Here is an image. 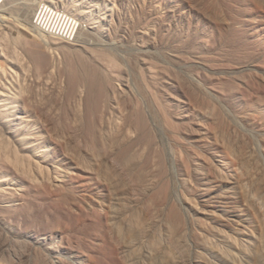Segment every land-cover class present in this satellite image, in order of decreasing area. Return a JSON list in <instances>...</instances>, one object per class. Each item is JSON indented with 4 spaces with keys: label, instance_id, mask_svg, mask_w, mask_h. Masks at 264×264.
<instances>
[{
    "label": "rangeland",
    "instance_id": "1",
    "mask_svg": "<svg viewBox=\"0 0 264 264\" xmlns=\"http://www.w3.org/2000/svg\"><path fill=\"white\" fill-rule=\"evenodd\" d=\"M104 2L0 4L1 96L46 107L53 151L35 162L0 126V264H203L233 246L264 264V0Z\"/></svg>",
    "mask_w": 264,
    "mask_h": 264
},
{
    "label": "bare ground",
    "instance_id": "2",
    "mask_svg": "<svg viewBox=\"0 0 264 264\" xmlns=\"http://www.w3.org/2000/svg\"><path fill=\"white\" fill-rule=\"evenodd\" d=\"M11 1V0H10ZM14 1V0H13ZM105 2H106V0H105ZM104 2V3H105ZM107 4V3H106ZM114 4V3H113ZM27 5V4H26ZM34 6H35V4L34 3H29V5L28 6H26V8H33L34 9ZM115 6V5H114ZM113 6V7H114ZM25 7V6H24ZM19 8V7H18ZM116 8V7H115ZM20 9V8H19ZM109 10H110V8H108ZM111 10H113V9H111ZM116 10V9H115ZM78 12V11H77ZM115 12H117V11H115ZM113 13V12H112ZM81 14V13H80ZM111 14V13H110ZM116 14V13H115ZM90 15V14H89ZM32 16V14H30V17ZM116 16V15H115ZM115 16H114V18H115ZM29 17V19H28V21L27 22H24V25L26 26V27H29L30 29H31V31H33V32H36V34H37V37L36 38H38L39 37V41L41 40V39H44V38H42V37H47L46 39H44V40H47V42L49 43V45H56V46H64V47H67V45L66 44H64V43H62V41H60V40H57L54 36H52V35H50V34H48V33H46V32H43V31H40L39 29H37L34 25H36V24H34V23H32V18H30ZM85 17V16H84ZM91 17V16H90ZM93 17V16H92ZM113 18V19H114ZM119 19V18H118ZM80 20V19H79ZM96 21V20H95ZM80 22V21H79ZM98 22H100V21H98ZM12 23V22H11ZM14 24V23H13ZM20 24V23H19ZM22 24V23H21ZM34 24V25H33ZM10 25V24H9ZM15 25V24H14ZM23 25V24H22ZM100 25H101V23H100ZM25 26H22V27H25ZM37 26V25H36ZM91 27H95V28H98L99 27V24H95L94 26H92L91 25ZM101 27H102V25H101ZM89 28V27H88ZM100 28V27H99ZM27 29V28H26ZM102 29V28H101ZM86 30V29H85ZM88 30V29H87ZM100 32H102L100 29H98ZM98 30H97V32H98ZM28 31V30H27ZM93 31H94V29H93ZM81 32H82V30H81ZM95 32V31H94ZM83 33H84V31L82 32V37H84L85 36V34H84V36H83ZM87 33H88V31H87ZM86 33V34H87ZM90 33H91V31H90ZM89 33V34H90ZM96 33V32H95ZM94 33V36L96 35ZM35 34V35H36ZM81 34V33H80ZM99 34V33H98ZM101 34V33H100ZM34 35V34H33ZM34 35V36H35ZM81 36V35H80ZM79 36V37H80ZM97 37H98V35H96ZM40 37H41V39H40ZM87 38H85V39H88V38H90L88 35L86 36ZM91 37H92V35H91ZM100 37V36H99ZM104 37H103V34H102V38L101 39H103ZM60 39V38H59ZM43 40V41H44ZM91 40V39H90ZM96 40V39H95ZM104 40V39H103ZM42 41V40H41ZM38 42V41H37ZM36 42V43H37ZM39 43H42V42H39ZM47 43V44H48ZM43 44V43H42ZM45 44V43H44ZM69 45H70V43H69ZM68 45V46H69ZM72 46H74V44L72 45ZM71 48V47H70ZM69 48V49H70ZM74 47H72L71 49H73ZM81 48V47H80ZM4 49V48H3ZM61 49V48H60ZM65 49V48H64ZM2 50V49H1ZM0 50V52H2ZM66 50H67V48H66ZM74 50V49H73ZM83 50H86V49H83ZM82 51V50H81ZM67 52V51H66ZM76 52V51H75ZM74 52V53H75ZM78 52V51H77ZM86 52V51H85ZM91 52V51H90ZM70 53H71V51H70ZM84 54V53H83ZM87 54V53H86ZM86 54H84L85 55V57L86 58H88V56H86ZM93 54V53H92ZM96 54V53H95ZM101 54V53H100ZM5 55V54H4ZM69 55V54H68ZM80 55V54H79ZM7 56V55H6ZM11 56V55H10ZM0 57H2V55L0 56ZM13 58V60H15L14 59V56H12ZM45 57V56H44ZM93 57H94V55H93ZM99 57V56H98ZM16 58V57H15ZM40 58H42V56L40 57ZM39 58V56H38V59H40ZM76 58V57H75ZM89 58H90V55H89ZM95 58V57H94ZM101 58V57H100ZM8 59V58H7ZM6 59V60H7ZM80 59H82V58H80ZM97 59V58H96ZM102 59H104V58H102ZM112 59V58H111ZM42 60V59H41ZM92 60V59H91ZM95 60V59H94ZM97 60H99V59H97ZM101 60V59H100ZM106 60V59H105ZM110 60V59H109ZM113 60V59H112ZM10 61V60H9ZM17 61V60H16ZM51 61H53V60H51ZM73 61V60H72ZM81 61V60H80ZM107 62H108V60H106ZM11 62V61H10ZM82 62V61H81ZM100 62V61H99ZM111 62H113V61H111ZM111 62H109L110 64H111ZM13 63V62H12ZM85 64L87 67L89 66V64H88V62H87V60H85V62H82V64ZM98 63V62H97ZM101 63V62H100ZM4 64V63H3ZM2 64V65H3ZM78 64V63H77ZM76 64V65H77ZM110 64H108V65H110ZM19 65V64H18ZM84 65V66H85ZM90 65H92L91 64V62H90ZM101 65V64H100ZM112 65V64H111ZM110 65V66H111ZM55 66V65H54ZM71 66V65H70ZM94 66H96V65H94ZM105 66V65H104ZM47 67H48V65H47ZM74 67V66H73ZM81 67L82 66H80V69H79V72H80V70H82V74L84 73V71H83V69H81ZM93 67V66H92ZM98 67V66H97ZM100 68L99 69H97V70H99L100 72L102 71V70H100V69H103V68H101V66H99ZM103 67V66H102ZM77 68V67H76ZM90 68V67H89ZM3 69V68H2ZM5 69V68H4ZM22 69V68H21ZM23 69H25V68H23ZM27 69V68H26ZM40 69V68H39ZM105 69H108L107 67L105 68ZM105 69H104V72H105ZM1 70V69H0ZM8 70V69H7ZM35 70H37V69H35ZM74 70H75V68H74ZM77 70V69H76ZM3 71H5V70H3ZM86 71H88V69L86 70ZM89 71H91V70H89ZM107 71V73L109 72L108 70H106ZM24 72V71H23ZM27 72V71H26ZM104 72L102 71V73L104 74ZM4 73V72H3ZM2 73V74H3ZM77 73H78V70H77ZM95 73V72H94ZM101 73V74H102ZM106 73V72H105ZM27 74V73H26ZM79 74V73H78ZM85 74V73H84ZM83 74V75H84ZM90 74V73H89ZM97 74H99V73H97ZM108 74H110V73H108ZM108 74H106V75H108ZM19 75V74H18ZM28 75V74H27ZM82 75V76H83ZM86 75V74H85ZM85 75H84V77H85ZM96 75V74H95ZM105 75V74H104ZM112 75V74H111ZM1 76V75H0ZM4 75H2L1 77H3ZM6 76V75H5ZM12 76H14V75H12ZM11 76V77H12ZM16 76V75H15ZM70 76V75H69ZM99 76H101L102 77V75H99ZM72 77H73V75H72ZM79 77H80V75H79ZM83 77V78H84ZM88 77V76H87ZM93 77V76H92ZM91 77V78H92ZM105 77V76H104ZM16 78V77H15ZM18 78V77H17ZM23 78V77H22ZM81 78V77H80ZM79 78V79H80ZM106 78V77H105ZM104 78V79H105ZM2 79V78H1ZM3 79H5V78H3ZM12 79V78H11ZM21 79V78H20ZM86 79H88V78H86ZM103 79V80H104ZM111 79H112V77H111ZM6 80H8L7 78H6ZM15 80V79H14ZM32 80V79H31ZM38 80V79H37ZM75 80H76V78H75ZM93 80V79H92ZM101 80V79H100ZM11 81V80H10ZM17 81H18V79H17ZM16 81V82H17ZM77 81V80H76ZM95 81V80H94ZM106 81H104V83H105ZM8 83H10V82H8ZM14 83H15V81H14ZM87 83V82H86ZM92 83V82H91ZM95 83V82H94ZM96 83H98V82H96ZM95 83V84H96ZM103 83V82H102ZM2 84V83H1ZM0 84V85H1ZM4 84H7V83H5L4 82ZM12 84H13V82H12ZM18 84V83H17ZM16 84V85H17ZM22 84V83H21ZM9 85H11V83L9 84ZM9 85H7L8 86V88H9ZM15 85V86H16ZM20 85V84H19ZM29 85V84H28ZM52 85V84H51ZM88 85H89V83H88ZM101 85V84H100ZM3 85H1L0 86V88L2 87ZM11 86H13V87H15L14 86V84L13 85H11ZM93 86V85H92ZM96 86V85H95ZM5 87V86H4ZM4 87L2 88L3 90H4ZM23 87V86H22ZM100 87V86H99ZM6 88V87H5ZM8 88H7V91H9L8 90ZM18 88V87H17ZM90 88V87H89ZM101 88H102V85H101ZM10 89V88H9ZM11 89H12V87H11ZM104 89V88H103ZM3 90H0V96L1 95H3L4 93H3ZM13 90H15L16 92H18V93H20V95H21V92H19V91H17V89H13ZM21 90H23V89H21ZM91 90V89H90ZM99 90V89H98ZM75 91V90H74ZM102 91H104V90H102ZM5 92V91H4ZM11 92V91H10ZM9 92V93H10ZM76 92V91H75ZM8 93V95H6L7 97H5V96H3V97H5L6 98V100H8V102H3L2 101V103L0 102V115H3V117L5 116L6 118L4 119L2 116H0V124H2V125H0V126H5L7 129H9L10 131H9V133H11V135L12 136H14L15 138H17V140H18V142L19 143H21L22 144V146H21V144H20V146L23 148V151L25 150V151H28V150H33V153L35 152V155L39 158V161H37L38 159H36V161L35 162H41V160L42 159H44L46 162H48V155H50V156H52L53 154V151H52V149H51V147H50V145H49V143H47L48 142V140H47V142H46V140L44 139V136H43V133L41 132V127H40V122L36 119V117L38 116V115H40V114H43V112H44V110H42V109H46V107L44 108L43 106V108H39V106L37 107V106H34L35 105V103H33L34 105H32L30 102L28 103L27 101V103L28 104H26L25 102H23L22 101V103L20 102L21 101V98H19V96H18V94L17 93H12V94H9ZM6 94V93H5ZM23 95V94H22ZM98 95V94H97ZM2 97V96H1ZM0 97V98H1ZM2 97V98H3ZM23 97V96H22ZM94 97V96H93ZM92 97V98H93ZM4 99V98H3ZM19 99H20V101H19ZM28 99V98H27ZM2 100V99H1ZM43 100H45V97H44V99ZM33 102V101H32ZM72 102V101H71ZM105 102H106V100H105ZM42 103V102H41ZM40 103V105H42ZM96 104V103H95ZM94 105V104H93ZM97 105H99V104H97ZM2 106H5V108L4 109H2ZM79 106V105H78ZM80 107H82V106H79V108ZM87 107V106H86ZM48 108V107H47ZM107 108V107H106ZM89 109V108H88ZM92 109H93V106H92ZM91 109V110H92ZM48 110V109H47ZM85 110V109H84ZM105 110V109H104ZM74 111H76V110H74ZM78 111V110H77ZM80 111H82V109L80 110ZM79 111V112H80ZM104 112V111H103ZM76 113V112H75ZM96 113V112H95ZM79 114V113H78ZM48 115V114H47ZM76 115V114H75ZM80 115V114H79ZM83 115V114H82ZM90 115V114H89ZM96 115H97V113H96ZM81 116V115H80ZM79 116V117H80ZM139 116V115H138ZM103 117H104V115H103ZM3 118V119H2ZM42 118V117H41ZM75 118V117H74ZM77 118V117H76ZM140 118V117H139ZM142 118V117H141ZM251 118V117H250ZM48 119V118H47ZM107 119V118H106ZM42 120V119H41ZM40 120V121H41ZM46 120V119H45ZM44 120V121H45ZM143 121V120H142ZM105 122V121H104ZM144 122H145V120H144ZM47 123V122H46ZM45 123V124H46ZM43 126H44V124H43ZM46 126V125H45ZM140 126V125H139ZM142 126H144V124L142 125ZM35 127V128H34ZM2 128L3 127H1L0 129H1V131H2ZM45 128V127H44ZM49 128V127H48ZM51 128H53V127H51ZM144 129V128H143ZM5 129H3V131H4ZM45 131V130H44ZM50 131V130H49ZM55 131V130H54ZM58 131V130H57ZM6 132V131H5ZM4 132V133H5ZM144 132V131H143ZM51 133V132H50ZM145 133V132H144ZM143 133V134H144ZM6 134V133H5ZM106 134V133H105ZM45 135V134H44ZM142 135V134H141ZM140 135V136H141ZM3 136V135H2ZM8 136V135H7ZM10 136V135H9ZM45 136H47V135H45ZM117 136V135H116ZM116 136H115V138H116ZM126 136H127V134H126ZM0 137H1V135H0ZM4 137V136H3ZM107 137V136H106ZM112 137V136H111ZM121 137V136H120ZM142 137V136H141ZM140 137V138H141ZM146 137H148V135H146ZM2 138V137H1ZM0 138V139H1ZM5 138V137H4ZM9 138V137H8ZM11 138V137H10ZM48 138V137H47ZM118 138V137H117ZM122 138V137H121ZM143 138L145 139V137L143 136ZM149 138V137H148ZM3 139V138H2ZM12 139V138H11ZM128 139V138H127ZM143 139V140H144ZM147 139V138H146ZM4 140V139H3ZM14 140V139H13ZM16 140V139H15ZM114 140V139H113ZM120 140V139H119ZM140 140V139H139ZM141 140H142V138H141ZM8 141V140H7ZM6 141V142H7ZM115 141V140H114ZM1 142V141H0ZM5 142V141H4ZM16 142V141H15ZM149 142V141H148ZM147 142V143H148ZM3 143V142H2ZM17 143V142H16ZM113 143H115V142H113ZM5 144V143H4ZM3 144V145H4ZM7 144H9L8 142H7ZM7 144H5V145H7ZM112 144V143H111ZM66 145V144H65ZM2 146V145H1ZM1 146H0V148H1ZM3 147V146H2ZM6 147V146H5ZM3 148H1V150H2ZM39 149V150H38ZM0 150V151H1ZM4 150V149H3ZM61 151V150H60ZM6 153H7V151H6ZM126 153H128L129 154V156H130V153L129 152H126ZM1 154H3V151H2V153ZM61 154V153H60ZM59 154V155H60ZM54 155H56V153H54ZM64 155V154H63ZM3 156H5V154L3 155ZM7 157H8V155H6ZM49 156V157H50ZM57 156V155H56ZM62 156V155H61ZM125 156H126V154H125ZM1 157V156H0ZM55 157V156H54ZM66 157V156H65ZM68 157V156H67ZM66 157V158H67ZM130 157H132V156H130ZM6 158V157H5ZM47 158V159H46ZM126 158H128L127 156H126ZM3 159V158H2ZM11 159V158H10ZM41 159V160H40ZM53 159V158H52ZM51 159V160H52ZM69 159V158H68ZM132 159V158H131ZM4 160H6V159H4ZM43 160V161H44ZM50 160V161H51ZM62 160V159H61ZM60 160V161H61ZM70 160H71V158H70ZM129 160H130V158H129ZM56 161H57V159H56ZM7 163H8V161H6ZM45 162V164H48V163H46ZM65 162V161H64ZM67 162V161H66ZM69 162V161H68ZM125 162V161H124ZM128 162V161H127ZM130 162H132V161H130ZM43 163V162H42ZM51 163H55L54 162V160H53V162H51ZM63 163V162H62ZM72 163V162H71ZM37 164V163H36ZM36 164H34V165H36ZM49 164H50V162H49ZM76 164V163H75ZM55 165V164H54ZM32 166H33V164H32ZM36 166H38V164L36 165ZM36 166H35V169H36ZM45 166V165H44ZM49 166V165H48ZM47 166V167H48ZM125 166H127V163H126V165ZM128 166H129V163H128ZM131 167V166H130ZM40 168H43V166H40L39 167V169ZM48 168H50V167H48ZM44 169H46V168H44ZM43 169V171H45ZM38 170V169H37ZM48 170V169H47ZM60 170V169H59ZM42 171V170H41ZM36 172H38V171H36ZM65 173V172H64ZM57 174H58V172H57ZM60 175V174H59ZM42 176V175H41ZM7 180V179H6ZM20 181V180H19ZM22 183V182H21ZM11 195H14V194H11ZM165 196V195H164ZM156 198V197H155ZM154 198V199H155ZM202 198H204L203 199V203H204V205L206 204V206H211V207H213V208H221V209H223V210H225L224 208L226 207V206H224L223 205V203H222V201H218V200H216V199H211V198H207V200L205 199L206 197H202ZM9 199H11V198H9ZM14 199V198H13ZM14 201V200H13ZM162 201H164V200H162ZM248 201V200H247ZM12 202V201H11ZM122 203V202H121ZM197 203V202H196ZM12 204V203H11ZM253 204H255V203H253ZM126 206V205H125ZM196 206V205H195ZM257 206V205H256ZM249 207V206H248ZM252 207V206H251ZM250 207V208H251ZM196 208V207H195ZM207 209V211L206 210H201V209H206V208H201V207H199L197 210H198V212H200V213H204V214H209V216H210V214L211 213H213L214 214V212L215 211H213V210H215V209ZM178 209V208H177ZM176 209V210H177ZM200 209V210H199ZM254 209V208H253ZM119 211H120V209H119ZM122 211V210H121ZM173 211V210H172ZM182 211V210H181ZM206 211V212H205ZM225 211H228V212H230V213H232L230 210H228V209H226ZM128 212V211H127ZM119 213V212H118ZM126 213V212H125ZM177 213V212H176ZM184 213V212H183ZM256 213V212H255ZM127 214V213H126ZM170 214V213H169ZM114 215H115V213H114ZM212 215V214H211ZM256 215V214H255ZM118 216V215H117ZM116 216V217H117ZM216 216V215H215ZM257 216V215H256ZM124 217V216H123ZM122 217V218H123ZM193 217V216H192ZM264 217V216H263ZM171 218V217H170ZM224 218V217H223ZM194 218H192V220H193ZM196 219V218H195ZM264 219V218H263ZM128 220V219H127ZM126 220V221H127ZM132 220V219H131ZM140 220V219H139ZM172 220H173V218H172ZM177 220H178V223L180 222V223H182L183 221H184V224L185 225H187L186 224V222L188 221L187 219H184L183 218V216L181 215V213L179 214H177ZM189 220H191V219H189ZM205 220V219H204ZM214 220V219H213ZM229 220H231V217H230V219ZM259 220V219H258ZM120 221V220H119ZM122 221V220H121ZM194 221V220H193ZM132 222V221H131ZM172 222V221H171ZM171 222H170V224H171ZM197 222V221H196ZM129 223V222H128ZM127 223V224H128ZM223 223V222H222ZM260 223H262L261 221H260ZM149 224V223H148ZM201 224V223H200ZM123 225V224H122ZM172 225V224H171ZM175 225V224H174ZM178 225V224H177ZM182 225V224H181ZM192 225V224H191ZM261 225H263L264 226V224H261ZM117 226V225H116ZM202 226V225H201ZM118 227H119V225H118ZM222 227V226H221ZM146 228V227H145ZM195 228V227H194ZM138 229V228H137ZM172 230H174L173 228H171ZM123 230H124V228H123ZM244 230V229H243ZM170 231V230H169ZM175 231V230H174ZM128 232V231H127ZM132 232V231H131ZM144 232H145V230H144ZM176 232V231H175ZM174 232V233H175ZM193 232H195V231H193ZM261 232V231H260ZM223 233V232H222ZM182 234V233H181ZM253 234V233H252ZM123 235V234H122ZM136 236H138V235H136ZM223 236V235H222ZM262 236V235H261ZM264 236V235H263ZM178 238V237H177ZM237 238V237H236ZM239 238H241V237H239ZM121 239V238H120ZM206 239H207V237H206ZM229 239V238H228ZM122 240V239H121ZM120 240V241H121ZM186 240H187V238H186ZM237 240V239H236ZM240 240H242V239H240ZM178 241V240H177ZM200 241V240H199ZM205 241V240H204ZM229 241V240H228ZM243 241V240H242ZM138 242V241H137ZM263 242V241H262ZM187 244V243H186ZM190 244V243H189ZM238 244V243H237ZM241 244V243H240ZM191 245V244H190ZM263 245V244H262ZM153 246V245H152ZM230 246V245H229ZM256 246V245H255ZM189 247V246H188ZM187 247V248H188ZM216 247V246H215ZM218 247V246H217ZM224 247V246H223ZM231 247V246H230ZM246 247V246H245ZM262 247V246H261ZM210 248H212L211 246H210ZM191 249V248H190ZM213 249V248H212ZM217 249V248H216ZM229 249V248H228ZM248 250H244L242 247H240V246H236V247H234L233 246V248H230L226 253L224 252H220V251H218V253H215V259L216 260H212V259H204V256H205V254H202L201 255V259L203 258V261H202V263L203 264H245V262L244 261H246L247 263L246 264H250V262H251V259L250 258H248V255H250L251 253V251H250V249L249 248H247ZM128 250V249H127ZM126 250V251H127ZM176 250H177V247H176ZM253 250V249H252ZM222 251V250H221ZM254 252H252V254H254L253 256H254V260L256 261H254L255 263H259L261 260H260V257H261V253H260V250H259V252H257V250H253ZM183 253V252H182ZM185 253V252H184ZM183 253V254H184ZM205 253V252H204ZM251 254V255H252ZM158 255V254H157ZM197 255V254H196ZM162 256V255H161ZM182 256V255H181ZM187 256V255H186ZM213 256H214V254H213ZM206 257V256H205ZM175 258V257H174ZM173 258V259H174ZM207 258V257H206ZM262 258V257H261ZM179 259V258H178ZM198 259V258H197ZM186 260H187V258H186ZM170 261V260H169ZM185 261V260H184ZM79 264H81V263H79ZM168 264V263H167ZM171 264V263H170Z\"/></svg>",
    "mask_w": 264,
    "mask_h": 264
},
{
    "label": "built area",
    "instance_id": "3",
    "mask_svg": "<svg viewBox=\"0 0 264 264\" xmlns=\"http://www.w3.org/2000/svg\"><path fill=\"white\" fill-rule=\"evenodd\" d=\"M4 0H0V4H1V2H3ZM39 16V13H37L36 14V16H35V22H37L38 20H37V17Z\"/></svg>",
    "mask_w": 264,
    "mask_h": 264
}]
</instances>
